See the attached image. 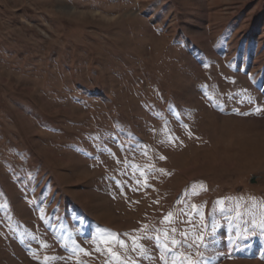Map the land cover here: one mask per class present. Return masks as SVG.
I'll return each mask as SVG.
<instances>
[{
  "label": "rangeland",
  "instance_id": "obj_1",
  "mask_svg": "<svg viewBox=\"0 0 264 264\" xmlns=\"http://www.w3.org/2000/svg\"><path fill=\"white\" fill-rule=\"evenodd\" d=\"M185 257L264 264V0H0V264Z\"/></svg>",
  "mask_w": 264,
  "mask_h": 264
},
{
  "label": "snow or ice",
  "instance_id": "obj_2",
  "mask_svg": "<svg viewBox=\"0 0 264 264\" xmlns=\"http://www.w3.org/2000/svg\"><path fill=\"white\" fill-rule=\"evenodd\" d=\"M161 159H164V157H161ZM161 171H162V170H161ZM172 215H173L172 213H168V215H167L164 219H165L166 221H168V222H171ZM172 231H173V232H176L177 229L173 228ZM184 237H185V238L182 239V240H176L175 238H173L172 241H171V243H172V245H173L172 248H168V246L165 245L164 247H165L166 253L171 254V255H178V253H177V251H176L177 247H178V246H183V245H185V244H187L188 247H193L194 245L188 242V240H187V238H186V234H184ZM133 239H134V241H135L136 238H133ZM199 242H200V243H203V242H204V237H203V236L199 237ZM119 243L123 246L124 241L121 240V241H119ZM109 251L111 252V249H109ZM112 255H113V256H117V253L113 252ZM47 259H49V258H48V257H45V260H47ZM200 259H201V260L203 259L202 254H200ZM185 261H187V264H200V261H199V260H197V261H192V260L188 259L187 257H185V258L181 261V264H184ZM173 264H175V262H173Z\"/></svg>",
  "mask_w": 264,
  "mask_h": 264
},
{
  "label": "water",
  "instance_id": "obj_3",
  "mask_svg": "<svg viewBox=\"0 0 264 264\" xmlns=\"http://www.w3.org/2000/svg\"><path fill=\"white\" fill-rule=\"evenodd\" d=\"M250 181L254 182V176L251 177Z\"/></svg>",
  "mask_w": 264,
  "mask_h": 264
}]
</instances>
